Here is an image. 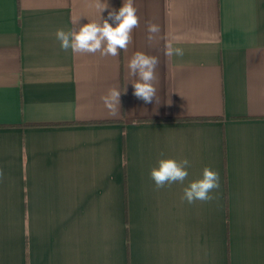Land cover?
I'll return each mask as SVG.
<instances>
[{
  "label": "crops",
  "instance_id": "1",
  "mask_svg": "<svg viewBox=\"0 0 264 264\" xmlns=\"http://www.w3.org/2000/svg\"><path fill=\"white\" fill-rule=\"evenodd\" d=\"M95 3L0 0V264H264V0H133L127 51H63ZM136 51L159 58L158 104L128 82ZM162 156L190 161L184 184L156 189ZM205 166L220 188L189 204Z\"/></svg>",
  "mask_w": 264,
  "mask_h": 264
},
{
  "label": "clouds",
  "instance_id": "2",
  "mask_svg": "<svg viewBox=\"0 0 264 264\" xmlns=\"http://www.w3.org/2000/svg\"><path fill=\"white\" fill-rule=\"evenodd\" d=\"M95 7L98 10L99 20L88 21L79 24V17L72 20L73 27L65 31L57 29L55 36L63 51L71 50L74 54H96L101 56H119L121 51H127L132 43L133 30L139 27L140 18L133 0H123L118 10L111 9L106 0H96ZM107 10V19L100 13ZM111 20L113 23H109ZM113 24L115 26H113ZM160 27L156 23L147 24V41L151 45L158 39ZM164 54L171 58L174 55L182 57L184 50L175 47L169 40L165 45ZM160 61L157 56L136 51L128 61V82L132 84L133 94L144 103H159L157 98V74L156 69ZM125 89L112 87L101 97L104 106L110 114L115 116L120 110V96ZM188 159L176 160L171 157H161L156 165L150 169V178L156 189L163 188L173 183L184 184L189 176ZM220 188V176L218 171L205 166L199 177L192 179L183 188L182 200L189 204L195 201L209 202L215 197L214 190Z\"/></svg>",
  "mask_w": 264,
  "mask_h": 264
}]
</instances>
